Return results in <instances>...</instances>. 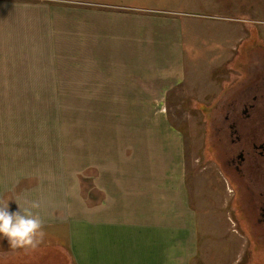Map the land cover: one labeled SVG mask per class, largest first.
I'll list each match as a JSON object with an SVG mask.
<instances>
[{
	"label": "rangeland",
	"instance_id": "rangeland-1",
	"mask_svg": "<svg viewBox=\"0 0 264 264\" xmlns=\"http://www.w3.org/2000/svg\"><path fill=\"white\" fill-rule=\"evenodd\" d=\"M16 1L3 2L12 5ZM194 2L197 6L189 10L181 29L184 63L204 73L198 80L201 84L211 81L223 88L232 81L229 69L235 68L222 64V55L237 51L242 39L243 51L250 36L264 40V0ZM17 3L22 9L10 6L3 10L0 34V55L5 56L0 58V86L4 87L0 89V141L12 145L9 151L18 155L19 175L15 176L32 173L36 184L58 186L52 199L42 196L43 188L35 191L34 201L56 207V214L68 215L69 210L58 209L60 200L53 198L67 192L69 203L79 205L82 197L75 191L77 178L92 162L102 163L106 156L111 157L106 162L110 163V159L123 161L131 153L139 157L151 154L157 167L165 161L179 169L177 180L182 183L181 203L174 196L168 200L162 196L158 241L164 263L179 264L187 259V264H264V248L251 244L248 234L235 231L232 187L225 186L209 160L205 114L211 100L193 96L187 91L192 85L186 84L187 89L177 95L168 90L170 98L159 100L164 104L120 105L124 100L113 97L115 79L107 83L91 77L93 66L103 64L100 58H90L91 21L89 15L85 17L89 4L58 0ZM22 65H32L36 72L20 73ZM116 67L117 63L113 71ZM15 69L19 74L7 73ZM17 79L22 84L16 83ZM15 85L28 87L11 88ZM196 101L206 104L197 105ZM172 180H176L174 176ZM167 181L170 190L173 184ZM84 221L88 225L52 220L44 226L47 244L27 252L12 249L7 238H0V264H66L64 256L58 255L64 249L70 259L74 255L90 258L94 235L89 218ZM140 240L147 239L143 236ZM53 245L51 251L45 248Z\"/></svg>",
	"mask_w": 264,
	"mask_h": 264
},
{
	"label": "crops",
	"instance_id": "crops-1",
	"mask_svg": "<svg viewBox=\"0 0 264 264\" xmlns=\"http://www.w3.org/2000/svg\"><path fill=\"white\" fill-rule=\"evenodd\" d=\"M3 1L0 0V34L3 27V10L10 6L11 9H22L17 3L21 0L12 5ZM58 1L89 4V8H85V17L89 15L91 21L93 50L90 58L91 61L100 58V63L103 64L100 68L92 65L94 69L91 70V77H96L97 82L100 78L107 83L115 79L117 83L112 89L115 90L113 97L124 100L120 105L158 104L159 100L170 98L166 95L168 90H174L173 95H177L180 90L187 89L186 84L192 85L187 89L188 92H193V96L204 95V98L211 100L210 104L222 95L223 88L211 84L210 72L206 74L210 83L201 84L198 80L205 76L204 73L189 69L184 63L186 54L181 29L189 10L197 6L194 0ZM224 17L234 19L231 16ZM23 18L21 17V20ZM237 54L235 49L224 53L222 64H230L233 68ZM4 57L0 55L1 59ZM29 58L32 56L29 55ZM115 63L118 67L113 71ZM21 68L23 69L20 73L36 72L32 65ZM15 72L16 69L7 73ZM16 73L19 74V71ZM93 80L92 83H95ZM16 83L22 84L18 79ZM2 88L4 87L1 85L0 89ZM111 95L107 94V97ZM195 104L206 103L196 101ZM9 148L11 149L12 145L4 146L3 141H0V197L10 199L9 210H18L15 200L21 207L25 206L26 200L34 201L35 191L38 192L41 188L44 189L42 196L52 199L51 194L58 186L50 187L48 182L47 185H38L32 173L21 178L15 176L19 172L18 155L9 151ZM145 155L139 157L136 153H131L123 161L115 162L110 159V163L106 162L111 157L106 156L102 163L92 162L90 168L85 169L86 173L82 172L77 178L78 187H75V191L78 189L77 193L82 197L79 205L69 203L70 196L67 192L61 197L57 195L53 198L60 200L57 201L61 203L58 209L69 210L68 215L56 214V207L51 208L50 204L40 200L37 211L45 225L50 224L52 220L59 223L68 222L71 226L81 223L88 225L84 218H89V227L94 235L90 241L91 256L77 258L74 255L69 259V264H166L160 256L162 245L158 241L159 228H162V196L165 200L174 196L182 202L179 195L182 183L177 180L180 170L175 167L172 169L165 161L157 167L151 161V154ZM173 176L176 180H172ZM168 179L173 184L169 185L170 190L167 188ZM63 188L64 185L60 190ZM186 193L187 188L183 195ZM143 236L146 241L140 240ZM179 264H187V259H181Z\"/></svg>",
	"mask_w": 264,
	"mask_h": 264
},
{
	"label": "flooded vegetation",
	"instance_id": "flooded-vegetation-1",
	"mask_svg": "<svg viewBox=\"0 0 264 264\" xmlns=\"http://www.w3.org/2000/svg\"><path fill=\"white\" fill-rule=\"evenodd\" d=\"M249 39L243 51V39L237 47L232 81L207 107L206 144L222 182L232 187L235 231L264 248V40Z\"/></svg>",
	"mask_w": 264,
	"mask_h": 264
},
{
	"label": "clouds",
	"instance_id": "clouds-1",
	"mask_svg": "<svg viewBox=\"0 0 264 264\" xmlns=\"http://www.w3.org/2000/svg\"><path fill=\"white\" fill-rule=\"evenodd\" d=\"M9 200L0 197V238H7L12 249L31 251L44 241V220L38 211L40 205L35 201H25V206L15 200L18 210H9Z\"/></svg>",
	"mask_w": 264,
	"mask_h": 264
},
{
	"label": "trees",
	"instance_id": "trees-1",
	"mask_svg": "<svg viewBox=\"0 0 264 264\" xmlns=\"http://www.w3.org/2000/svg\"><path fill=\"white\" fill-rule=\"evenodd\" d=\"M47 242L48 241H43V243H41V245L43 244V245H46L47 244ZM54 246V245H53ZM45 248L46 249H48L49 251H51V249H53V248H55V246L54 247H52V246H45ZM44 248V249H45ZM63 248V247H62ZM58 249H61V248H58ZM59 257L60 256H64V258H65V261H66V264H69V259H70V256H69V254L68 253H66V250H64V252H60L59 254Z\"/></svg>",
	"mask_w": 264,
	"mask_h": 264
}]
</instances>
